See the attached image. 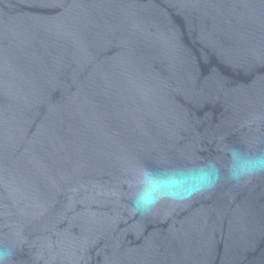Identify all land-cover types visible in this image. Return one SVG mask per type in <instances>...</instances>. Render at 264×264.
<instances>
[{
    "label": "water",
    "instance_id": "95a60500",
    "mask_svg": "<svg viewBox=\"0 0 264 264\" xmlns=\"http://www.w3.org/2000/svg\"><path fill=\"white\" fill-rule=\"evenodd\" d=\"M230 146L264 151V0H0L10 264H264V174L130 211Z\"/></svg>",
    "mask_w": 264,
    "mask_h": 264
},
{
    "label": "clouds",
    "instance_id": "9594fccd",
    "mask_svg": "<svg viewBox=\"0 0 264 264\" xmlns=\"http://www.w3.org/2000/svg\"><path fill=\"white\" fill-rule=\"evenodd\" d=\"M227 160H215L180 168L151 169L140 167L134 174V194L131 198L132 214L147 215L161 201L183 202L214 189L222 179L236 184L264 174V151L250 152L239 147L225 149ZM13 251L0 247V264H10Z\"/></svg>",
    "mask_w": 264,
    "mask_h": 264
}]
</instances>
